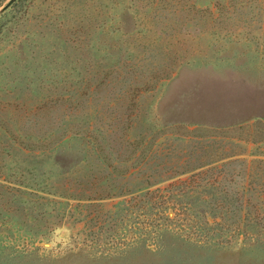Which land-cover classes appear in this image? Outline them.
Instances as JSON below:
<instances>
[{
    "label": "rangeland",
    "instance_id": "374dc122",
    "mask_svg": "<svg viewBox=\"0 0 264 264\" xmlns=\"http://www.w3.org/2000/svg\"><path fill=\"white\" fill-rule=\"evenodd\" d=\"M0 264H264V0L0 13Z\"/></svg>",
    "mask_w": 264,
    "mask_h": 264
},
{
    "label": "water",
    "instance_id": "95a60500",
    "mask_svg": "<svg viewBox=\"0 0 264 264\" xmlns=\"http://www.w3.org/2000/svg\"><path fill=\"white\" fill-rule=\"evenodd\" d=\"M15 0H7L3 5L0 6V13L6 10Z\"/></svg>",
    "mask_w": 264,
    "mask_h": 264
}]
</instances>
